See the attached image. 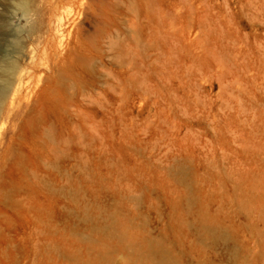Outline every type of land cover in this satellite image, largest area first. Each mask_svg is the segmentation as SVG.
<instances>
[{
    "label": "rangeland",
    "instance_id": "1",
    "mask_svg": "<svg viewBox=\"0 0 264 264\" xmlns=\"http://www.w3.org/2000/svg\"><path fill=\"white\" fill-rule=\"evenodd\" d=\"M18 43L0 264H264V0H0Z\"/></svg>",
    "mask_w": 264,
    "mask_h": 264
},
{
    "label": "bare ground",
    "instance_id": "2",
    "mask_svg": "<svg viewBox=\"0 0 264 264\" xmlns=\"http://www.w3.org/2000/svg\"><path fill=\"white\" fill-rule=\"evenodd\" d=\"M29 8L26 4L22 5L23 18L27 23L32 18V12ZM63 22L61 19L54 31L57 50L62 47L64 42L65 26ZM30 26L29 34L33 38L37 34L38 27L36 24ZM32 49V47L29 48L22 43H18L13 53L4 58L5 60L0 67V119L8 106L9 113L7 116L9 120L12 119L10 113L13 112L16 106L22 105V103H30L34 96L35 92L28 86V80L37 70L36 58ZM24 59H27V64L21 66L20 63ZM40 79L42 80V77Z\"/></svg>",
    "mask_w": 264,
    "mask_h": 264
}]
</instances>
